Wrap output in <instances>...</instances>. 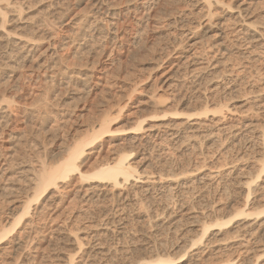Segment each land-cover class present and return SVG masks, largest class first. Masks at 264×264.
I'll return each instance as SVG.
<instances>
[{"label":"rangeland","instance_id":"1","mask_svg":"<svg viewBox=\"0 0 264 264\" xmlns=\"http://www.w3.org/2000/svg\"><path fill=\"white\" fill-rule=\"evenodd\" d=\"M9 1L24 5L23 20L27 19L24 23L15 22L8 14L7 19H11L6 24L8 30L0 25V65H3L0 66V104L13 108L7 122L0 120V174H3L0 186H4V190L26 187L30 169L38 168L41 161L56 162L61 158L60 147L75 137H84L86 129L100 115V110L86 97H95L98 103L120 97L123 103H128L120 115L113 117V130L118 133L134 131L138 121H144V130L136 135V140L132 134L117 137L109 141L103 151L97 149L82 167V172L93 173L113 153L124 156L133 152L129 160L140 181L96 198L85 197L83 193V187H87L84 184L91 180L76 181L68 186L57 197V203L61 202L49 210L47 218H34L39 233L32 246H40L38 252L29 250L26 258L39 253L52 258V261L46 260L49 264H65V255L74 254L75 247L67 239H60L57 229L69 232L79 228L84 231L73 235L86 238L84 255H92L90 252L98 246L104 250L103 256L95 258L96 264L97 261L99 264H135L140 260L144 263L155 254L152 240L160 232L156 231L154 220L167 203L181 221L186 220L177 208L181 202L195 211L209 203L223 209L232 197L236 202L231 209L240 206L242 196L234 190L228 197L224 194L231 189H223L229 184L225 175L234 170H251L256 150L247 139L232 142L224 134L216 133L218 146L208 143L206 137L210 131L196 128L194 124L198 120L208 122L217 114L210 112L192 119L186 115L201 113L210 98L216 105L211 102L208 108L217 110L220 105L224 106V123L233 127L232 130L243 131L242 126L250 123L264 129V0H223L232 6L237 2L247 6L243 13L246 17L239 18L235 11L219 13V24L206 35L198 27L204 19L198 14L201 6L197 0H105L110 7L108 14L104 9L99 10L100 5L93 6V0ZM113 12L114 17L109 14ZM243 21L260 29L259 41L244 40L243 33L238 32ZM30 22L33 26L28 27ZM6 33L14 37L34 36L44 47L37 45L18 50L19 47L3 41ZM10 50H14L20 64L5 57ZM18 51L22 53L19 55ZM184 56H190L185 66L180 63ZM86 76L90 79L88 83L83 82ZM91 86L95 87L92 93L89 92ZM152 96L162 103L161 110L145 107V101ZM175 128L182 131V136L193 137L192 143L181 145L171 141L168 134ZM217 129L215 125L212 131L217 132ZM191 144L195 146L190 147ZM216 167H221L222 176L206 188L192 184L194 189L191 185L190 190H183V196L182 190L159 189L162 176L180 175L194 168L208 173ZM207 188L209 193H206ZM16 189L14 196L0 195V213L10 206L8 201L12 198L25 196L24 191ZM127 193L134 195V200L130 197L132 200L127 201ZM261 200L251 207L253 212L264 207ZM31 202L35 204L37 200ZM185 224L186 221L182 222L175 235L171 233L161 239L170 246L180 237V232L183 233ZM57 239L61 241L57 243ZM17 257L2 256L0 264H21V259L26 262L25 257H19L20 260ZM259 260V264H264V256ZM75 262L80 264L78 258Z\"/></svg>","mask_w":264,"mask_h":264},{"label":"bare ground","instance_id":"2","mask_svg":"<svg viewBox=\"0 0 264 264\" xmlns=\"http://www.w3.org/2000/svg\"><path fill=\"white\" fill-rule=\"evenodd\" d=\"M93 2V6L100 5L99 10L104 9L105 13L110 11V7L105 0H93ZM196 3L200 4L201 6L200 11L198 12L200 19H204V22L199 23L198 26L201 27L200 31L203 35L210 33L214 29V27L219 24V22H217V16L219 13H232L235 11L234 13H237V16L239 18H244L246 16H244L243 13L248 8L244 4H238V2L232 6L231 3H225L223 0H197ZM23 6L24 5H22L20 2L14 3L9 0L0 1V25L4 29H6V27L8 26H6V24L11 19H15V22L20 20V23H24L27 18L23 20L25 15ZM8 14H10L11 16V19L9 18V20L7 19V16H9ZM109 14H112V17L116 16L114 12ZM243 22V26L238 32L243 33V35L245 36L244 40L259 41V39L262 38L260 29L250 23H247L246 21ZM30 23L28 24V27L33 26V23ZM189 32H191V34H194V32L191 30ZM111 35L113 37H116L114 36V32H112ZM33 37H14L11 34L6 33L3 41L5 40L9 46L12 45L15 48L17 47V49L19 47L18 50L22 49V51L23 49L28 50V48L30 47L35 48L37 45L40 47H44V44L36 42L37 39L35 41ZM181 43L182 42L178 44V47L181 45ZM224 50H228V48L224 47ZM14 53V50H10V52L7 53L5 57L10 61L16 60L18 61L17 64H20V59H17V57L15 58V56L17 55H15ZM18 53L20 55V53L22 52L18 51ZM22 56H24V54ZM189 57L190 56L182 57V60L180 61L181 65H187ZM1 67H3V65ZM87 79L88 81L90 80L89 76H86V79L83 82L88 83ZM94 89L95 87L93 88L91 86L89 88V92L94 91ZM88 98L89 101H92L91 104H93V106H96V108H98V111L100 110V115L98 114L99 117H96V121L91 126H89L88 129H86V131L84 132V137L81 136L82 138H79V136L78 139L77 137H75L76 139H73V141L70 143H67L68 141H65L67 144L63 143L64 147H60L59 156H61V158L59 160L57 159L56 162L45 163L41 161L40 164L38 162V168L34 167L35 169H30L31 177L29 178V180H27L28 183L26 182L27 186H24L25 189L24 187L22 189L17 188L18 191H24L23 193L25 194V196L20 195V198H12L10 201H8L10 206L7 205V208L0 213V259L2 256L8 257L11 255H16L18 256V260H20L19 257L26 258V254L29 253V250H38V247L40 245L37 247H35L36 245L32 246L33 241L37 238V235L39 233V230H37V227H35L36 224L34 223V218L46 217V215L49 213V210L52 209L53 206L58 205V203L61 202L59 201L57 203V197L59 196V194H61L62 191H64L68 186L74 184L76 181L82 182L91 180L90 182H88V184H84L87 185V187H83L84 196H90V198L100 197L105 192L124 189L128 185H135L138 181H140L139 177L135 175V173L137 172L136 168L132 163H130L131 160H129L133 158V152L131 154L127 153L124 156H119L118 154L113 153L111 157L102 162L93 171V173L82 172L83 162L90 155L95 154L97 149L103 151V148H105L104 146L106 144H109V141L125 135L132 134L134 135L133 139L136 140V135H138L140 131L144 130V127L142 126L144 121H138V123L136 124L137 128H134V131H128L125 134L118 133L119 131L113 130V117L117 114L120 115L123 109H125L128 104L123 103L124 101L122 100V98L119 97V100L116 99L117 97H113V100H110L109 98L108 101L103 103L102 101L98 103L95 97H86L87 101ZM208 99L209 100H207V98L205 99L207 100L205 101V109H203L201 113L186 115L188 119H192L194 117L207 115L210 112L217 114V116H213V118L208 121L209 123L206 121L202 122L201 120H198L194 124L196 128H206L211 132H209L208 135L206 133L208 143L216 144L217 141H219L216 133L219 135L224 134L231 138L232 142L240 143V141H243L242 138L247 139L250 146L254 150H256L257 153V156L253 157L254 160L252 162L251 170L242 169L239 172L234 170L230 171V173H226L225 175V179H227V182H229V184H227V189H225L226 185L225 187L223 186L224 191H228L229 187L233 189L231 190L229 188L230 191L228 192L223 191L224 194H226L227 196L231 191L234 190V193H237L238 196H242V203L239 204V207L237 205L236 208L234 207L235 209H231L232 205H235L234 203L236 202V199L231 197L228 198V202H226L227 200L225 201L226 204L223 209L215 206L212 207L209 203L205 205L206 207L204 206V208L200 209L199 211H195L193 210L194 208L192 209V207H188L186 202H181L182 204H178L177 208L184 213L183 217H186V220H184V218L183 221H181L180 219L178 220L175 214L176 211H173L175 209H172V205H170V203H167L162 207L163 212L161 214H157L155 217L156 220H154V227H156V231L160 232V234L158 236L154 235L155 238L153 240L151 239L154 246V249H152L155 252L154 256H152L153 259L147 260L144 263L141 262L142 260H140L135 264H184L186 261L191 262V264H259V259L264 256V207L256 210L255 212L251 210V207L254 205V203L256 201H260L261 197H264V129H259L255 125L250 123L242 126L244 127L243 131L236 129L232 130L233 127L228 126L224 123L226 114V112L224 114V106L220 105V107L218 105L219 108L217 110H210L209 105L211 102H213V99L212 101H210V98ZM145 102V107L150 110L159 111L163 108L162 103L158 100V98L154 96L148 97ZM213 103L216 105L215 102ZM12 113L13 108L11 107V105L1 106L0 104V120L4 119L7 122L10 119L9 117ZM174 115L179 114L174 113ZM6 122L5 125H8V123L6 124ZM215 125L216 127H218L217 132L212 131V129L215 128ZM3 127L5 128L6 126L3 125ZM2 132L1 134H3ZM168 135V138L171 141H175L176 143L179 142L181 143V145H183V143L185 142L186 144H190L189 142H191V139L193 138L189 135L182 136V131L177 128H175L173 132ZM245 136L246 138H244ZM216 145L218 146V144ZM192 146L194 147L195 144L190 145V147ZM169 164L172 165V163ZM10 167L11 166L9 165V168ZM220 169L221 167H216L214 168V170H210L208 173H204L201 168H194L187 170L180 175L168 174L167 176H162L160 178L159 189L161 187L163 189H166L168 192H172L173 190H182L183 192V190L187 191L192 184H197L206 188L210 182H213V180L222 176V172ZM4 171H6V169ZM25 172H29V170H26ZM22 174H24V172ZM0 175L3 176V174ZM1 179L3 178L1 177ZM13 181L9 180V182ZM15 182L16 181H14V183ZM0 187L3 189V191H0L2 192L0 193L1 196L6 195L7 197H10L11 195H15L14 192H16V188L12 189L13 187L9 186V189L8 187H5L6 190H4V186ZM192 189H194L193 185ZM208 191L209 190L207 188L206 193H209ZM46 194L50 195L45 196ZM181 194L183 196L184 192ZM133 196L127 193L126 198H124L128 201L129 199L132 200L131 198ZM32 199L37 200V202L35 204H32ZM261 201L264 202V199H262ZM229 208L230 211L228 210ZM29 218H31V220ZM184 221H186V224L185 228L183 227V233L181 231L180 237H176L178 239L174 243L171 242L172 244L170 246L167 245L168 242L166 243V241L162 240L161 237H163L164 235H169L171 233H174L175 235L176 231L178 233V228H180L182 222ZM69 228L72 229V227ZM81 230L84 231V229L79 228H76L75 230L73 228V230H69V232L57 229V232L62 237H60V239H67V241H70V243H72L75 247L74 254L65 255L64 261L62 260L63 257H60L61 261L65 262V264H77L75 262L77 258L79 259L80 264H96V262H94L95 258H97V256L99 255H104L102 254L104 250L103 248H101V246H96L97 248H93V251L90 252L92 253V255H89V253L85 255L83 254V247L87 245L86 243H83L86 238L81 237L78 234L73 235L74 232H80ZM12 233L13 237L10 241L9 236ZM60 239H57V243L61 241ZM62 243L64 244L66 242L63 241ZM58 246L60 245L58 244ZM59 248L61 249V247ZM50 259H47L46 256H41L39 253H35L33 254V256H30V258H26L25 263L22 259L20 263L42 264L44 262L45 264L46 260L52 261V258ZM97 264H99L98 261Z\"/></svg>","mask_w":264,"mask_h":264}]
</instances>
